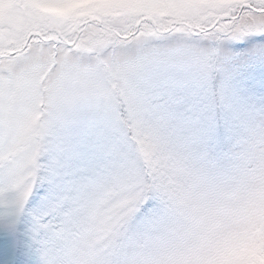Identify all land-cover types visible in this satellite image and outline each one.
Listing matches in <instances>:
<instances>
[{
    "label": "snow or ice",
    "instance_id": "1",
    "mask_svg": "<svg viewBox=\"0 0 264 264\" xmlns=\"http://www.w3.org/2000/svg\"><path fill=\"white\" fill-rule=\"evenodd\" d=\"M0 264H264V0H0Z\"/></svg>",
    "mask_w": 264,
    "mask_h": 264
}]
</instances>
